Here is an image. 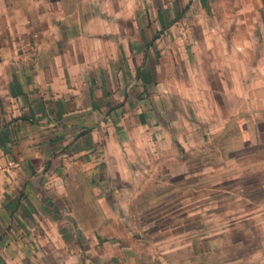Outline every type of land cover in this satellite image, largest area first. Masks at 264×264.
I'll use <instances>...</instances> for the list:
<instances>
[{"label": "crops", "instance_id": "0c3cea01", "mask_svg": "<svg viewBox=\"0 0 264 264\" xmlns=\"http://www.w3.org/2000/svg\"><path fill=\"white\" fill-rule=\"evenodd\" d=\"M241 111L264 112V0H0V264H264V165L197 248L143 196L167 126Z\"/></svg>", "mask_w": 264, "mask_h": 264}, {"label": "rangeland", "instance_id": "374dc122", "mask_svg": "<svg viewBox=\"0 0 264 264\" xmlns=\"http://www.w3.org/2000/svg\"><path fill=\"white\" fill-rule=\"evenodd\" d=\"M177 116L180 118L176 112L175 119ZM235 122L222 128L187 124L167 126L172 131V145L160 150L159 171L152 180L158 187L143 195L148 205L156 204L158 208L163 205L161 212L172 216L174 225L167 231L174 232V239L160 232L159 240L190 239L197 248L204 238L231 228L234 211L230 199L224 193L222 205L218 206L215 192L236 178L246 180L252 175L253 167L264 165V112L241 111ZM254 153L259 156L255 165L249 160ZM183 218L187 219L185 223ZM214 239L207 240L202 247L209 248Z\"/></svg>", "mask_w": 264, "mask_h": 264}]
</instances>
